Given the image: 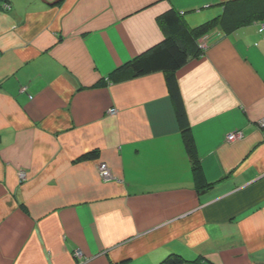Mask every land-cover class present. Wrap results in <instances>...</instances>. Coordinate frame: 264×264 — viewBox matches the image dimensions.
Segmentation results:
<instances>
[{
    "label": "crops",
    "instance_id": "obj_1",
    "mask_svg": "<svg viewBox=\"0 0 264 264\" xmlns=\"http://www.w3.org/2000/svg\"><path fill=\"white\" fill-rule=\"evenodd\" d=\"M230 1L0 9V264H264V19L214 28L176 74L200 178L165 74L109 79L163 40L170 9L197 27Z\"/></svg>",
    "mask_w": 264,
    "mask_h": 264
},
{
    "label": "trees",
    "instance_id": "obj_2",
    "mask_svg": "<svg viewBox=\"0 0 264 264\" xmlns=\"http://www.w3.org/2000/svg\"><path fill=\"white\" fill-rule=\"evenodd\" d=\"M7 6L10 8L9 0H0V9H8ZM261 19H264V0L230 1L224 5L221 16L197 27H190L187 24L184 13L170 9L159 17L164 33L163 40L109 78L111 80L115 77L118 81H126L159 72L165 74L184 145L193 163L196 177L200 178V161L176 74L191 59L204 54L205 50L200 47L199 40L214 28L219 26L226 34H230L240 27ZM97 157V152H91L83 156L80 161L93 160ZM117 264H129V262ZM158 264H200V262L188 261L178 254H170Z\"/></svg>",
    "mask_w": 264,
    "mask_h": 264
},
{
    "label": "built area",
    "instance_id": "obj_3",
    "mask_svg": "<svg viewBox=\"0 0 264 264\" xmlns=\"http://www.w3.org/2000/svg\"><path fill=\"white\" fill-rule=\"evenodd\" d=\"M261 29H260V32L262 33L264 31V22L261 23ZM26 91V88H23L22 89V92ZM111 113V115H116L117 114V110L116 109H111L109 111ZM262 123L264 124V118L261 122V125ZM264 127V126H263ZM242 134L240 133H237V134H231L228 138L229 141H235V140H238V139H241L242 138ZM100 176L103 180L107 181L109 180L111 177H110V172L109 170L107 169L106 165L102 164L101 167H100ZM20 179L21 181H25L26 180V175L23 173L20 174Z\"/></svg>",
    "mask_w": 264,
    "mask_h": 264
},
{
    "label": "clouds",
    "instance_id": "obj_4",
    "mask_svg": "<svg viewBox=\"0 0 264 264\" xmlns=\"http://www.w3.org/2000/svg\"><path fill=\"white\" fill-rule=\"evenodd\" d=\"M6 8H8L9 9V7L7 6ZM201 47V46H200ZM202 48V47H201ZM203 49V48H202ZM117 110V109H116ZM110 113V112H109ZM117 113H118V111H117ZM110 115H111V113H110ZM117 115V114H116ZM112 116H114V115H112ZM262 122V121H261ZM233 134H237V133H233ZM243 137V136H242ZM101 177V176H100ZM102 179V178H101ZM103 180V179H102ZM109 180H111V179H109ZM105 181V180H104ZM81 254L80 253H77L76 254V257H78V258H81Z\"/></svg>",
    "mask_w": 264,
    "mask_h": 264
},
{
    "label": "water",
    "instance_id": "obj_5",
    "mask_svg": "<svg viewBox=\"0 0 264 264\" xmlns=\"http://www.w3.org/2000/svg\"><path fill=\"white\" fill-rule=\"evenodd\" d=\"M209 190H205V191H203V194H205V193H207Z\"/></svg>",
    "mask_w": 264,
    "mask_h": 264
},
{
    "label": "rangeland",
    "instance_id": "obj_6",
    "mask_svg": "<svg viewBox=\"0 0 264 264\" xmlns=\"http://www.w3.org/2000/svg\"><path fill=\"white\" fill-rule=\"evenodd\" d=\"M262 127L264 126V124L262 123V125H261ZM20 176V175H19ZM107 181H109V180H107Z\"/></svg>",
    "mask_w": 264,
    "mask_h": 264
}]
</instances>
